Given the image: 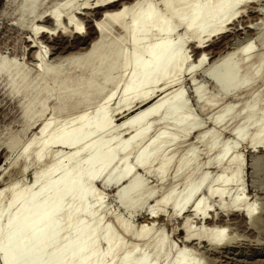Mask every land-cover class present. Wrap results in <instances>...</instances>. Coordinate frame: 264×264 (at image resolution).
<instances>
[{
  "label": "bare ground",
  "instance_id": "6f19581e",
  "mask_svg": "<svg viewBox=\"0 0 264 264\" xmlns=\"http://www.w3.org/2000/svg\"><path fill=\"white\" fill-rule=\"evenodd\" d=\"M26 2L30 12H35L36 0ZM252 2L256 1L98 0L82 7L104 11L93 22L97 37L85 52L67 56L68 64L98 80L108 79L106 74L118 70L116 89L88 112L85 107L92 101L91 95L77 101L68 98L81 86L74 81L68 92L60 94L61 121H41L45 102L54 97L46 77L37 91L35 106L30 105L27 95L19 102L23 126L9 137L6 146L16 147L19 133L23 134L25 141L18 156L24 160L20 172L25 180L20 177L7 187L0 186L1 264H195L181 257V251L174 252L162 227L149 230V226L155 228L165 220L160 212H167L168 207L172 217L181 219L185 242L225 243L227 228L214 224L216 214L209 215L212 198L221 202L222 210L229 207L256 224L261 207L258 199L251 204L245 192L236 188L238 193L225 203L227 191L223 186L231 182L239 187L245 161L241 146L246 144L252 152L264 153V8L250 11ZM75 5L69 4V9ZM250 12L256 14V20L237 23ZM38 17L42 23L33 28L35 37L65 32L64 21L74 33L85 30L71 11L63 16L57 5ZM110 26L119 31V39L110 37ZM232 29L255 32L259 44L251 42L254 38L246 39L234 58L221 56L213 62L233 58V63L222 69L223 81L243 83L226 104L222 94L205 96L208 84L199 80L198 74L207 71L209 55L205 49ZM27 41L31 58L42 64V43L35 38ZM105 43L109 44L107 50L97 54ZM91 60H97L94 69L88 65ZM10 66L7 63L2 70ZM253 81L261 84L254 92L249 88ZM187 82L201 100L199 109L188 100ZM88 88L97 90L93 85ZM134 104L141 107L130 115ZM77 110L78 116L71 117ZM120 118L123 120L118 126ZM206 120L212 122V128L205 126ZM38 121L41 123L32 133ZM198 145L205 147L204 158ZM56 146L69 151L58 154ZM204 165L219 170V174L210 177L209 171L202 172ZM119 166L117 182L121 186L133 179L134 167L144 169L157 184L170 180L183 183L181 189L165 190L157 202L158 209L147 215V224L137 233L129 220L112 213V208L108 210L95 188ZM144 190L143 182L135 192ZM122 194L127 202L133 192L127 188ZM193 218L212 224L196 230Z\"/></svg>",
  "mask_w": 264,
  "mask_h": 264
},
{
  "label": "rangeland",
  "instance_id": "374dc122",
  "mask_svg": "<svg viewBox=\"0 0 264 264\" xmlns=\"http://www.w3.org/2000/svg\"><path fill=\"white\" fill-rule=\"evenodd\" d=\"M96 1L98 0H36L38 4L35 9L36 11L30 12L31 8L26 0H0V72L2 74L0 76V186L5 185L7 187L8 184H13L16 179L20 180V177L21 181L25 180V176L20 172L24 160H20L18 156L22 144L25 141L23 134L19 133L16 147L8 149L6 142L11 135L20 132L19 130L23 126L20 108H18L19 102L27 95L31 100L30 105L35 106L38 102L36 94L41 85H43L41 81L44 77H46L45 80L48 79L51 81L50 86L54 97L45 102V112L41 121L47 118L58 121L64 119L63 114L58 112L59 104L63 101L60 94L65 91L68 92V87L74 81H77L81 86L76 92L71 93L68 98L71 101H77L83 99L87 95H91L93 99L87 104L86 107L88 108L85 107V110H88V112L92 111V108L112 92L113 89H116V79L119 78L120 75L118 70L106 74L109 77L108 79L98 80L96 76H90V74H83L81 71L74 70L69 66L67 61V56L78 54V52H85L89 48L91 42L97 37L93 22L101 18L104 8L92 10L82 9L87 2L95 3ZM254 1L256 2L251 3L252 6L250 11L264 8V0ZM75 3L76 7L70 10L69 4ZM56 5L60 8L63 16H66L68 12L71 11L77 19L83 22L85 27L83 34L74 33L72 27L67 25L64 21L63 26L67 28L65 32L57 31L54 35L47 36L39 34L35 37L33 35V28L36 25H40L42 23L41 20L44 19V16L41 20L38 16ZM250 19L256 20V14L250 12L244 17H241L240 22L237 23L243 25ZM108 33L113 39L120 38L118 35L119 31L111 26L108 29ZM262 34L264 35V33ZM28 38L31 40L35 38L42 43L43 47L40 53L42 64H37L31 58L30 43L27 41ZM249 38H254L251 42H254L255 46H258L259 38L257 34L255 35V32L233 30L217 37L205 49V52L209 55L206 62L208 67H206L207 71L205 70L206 72L198 74V77L200 78L199 80H204L208 84V87L204 91L206 97L209 96V94H222L224 102L226 104L230 102V95L243 83L240 84L235 80L225 82L223 81L221 72L223 68L227 69L229 65L233 63V58L236 55L235 52H237V49L243 44L242 41ZM108 46L109 44L105 43L103 45V50H98L97 54L104 53ZM229 56L233 58L232 60L227 59L228 62H225L226 60H221L217 61V63H213L220 57L225 59ZM192 59V62L195 63L197 59L196 50L193 51ZM7 63L12 64V66L2 70ZM88 65L94 69L97 67V60H91ZM253 83L249 86L252 92L256 91V89L261 86V84L256 81H253ZM22 85H24V87L19 90ZM90 85L96 86L97 90L93 92L90 91L88 88ZM191 85L190 82H187L188 92L190 94L188 100L194 107L199 109L201 100L194 87ZM134 105L130 115L139 111L138 109L141 107L140 105ZM85 110L84 112H87ZM78 113V110L72 112L71 117L78 116ZM202 116L205 117L206 115ZM122 120L123 118L117 120L118 126L121 125ZM41 121L36 122L32 129V133H36ZM156 125L157 120H154L152 127L155 128ZM205 126L212 128L213 124L211 121L206 120ZM225 135L226 134L223 136ZM192 141L193 140H190V142ZM59 147L60 146L55 147L54 151L56 150V153L59 152L61 154V150H63V152L65 151L64 153L69 151L68 149L64 150V148ZM64 153H62V155ZM199 153L200 156L204 158V146H199ZM240 153L244 156L245 161L242 167V177L239 181V187H233L231 182L225 183L223 186L227 191V197L224 202L228 203L230 198L239 191L245 192L244 194L251 204L258 199L257 202L259 203H257V205L261 207L259 206V213L255 217L258 219L256 224H254V222L253 225L250 221L243 219V216H241L238 211L229 207L225 208L226 210H222L221 202L212 198L209 200V206L212 209L209 215L213 216L216 214L217 217H215L214 224L218 227L224 226L227 228V242L225 243L211 244L196 240H194L193 243L185 242L186 230L181 226V219L177 220L172 217L171 208L168 207L166 208L167 212L165 210L160 212L165 215V220L161 221L160 224L158 223L159 225H155V228L149 226V230L162 227L163 236L168 240L174 252L181 251L179 252L181 254L180 256L185 260L193 261L195 264H264V153L252 152L247 148L246 144L241 146ZM131 160L132 158L130 162ZM34 166L35 165L32 166L33 169L36 168V166ZM203 170L209 171L211 173L210 177L220 172L206 165L202 168V172ZM133 171V179L131 181H125L121 186L117 182V178L121 173V167L119 166L115 168L109 178L103 181L100 180L96 183L95 188L98 193L103 195L106 203L105 206L107 208L109 206L108 210L112 208V213L117 214L122 220H129L130 226L134 232L137 233L141 230L143 224H147V215L151 213V211L158 209L157 202L162 197L165 190L174 187L181 189L183 188V183L182 181L170 180L165 183L157 184L156 179L146 174L144 169L139 167L135 169L134 167ZM22 176L24 179H22ZM10 181L11 183H8ZM143 182L146 191L144 190L143 193L142 191L136 193L135 191L142 186ZM127 188L128 191H132L133 194L130 195L127 202H124L122 192ZM236 188L241 190H238L236 193ZM206 190L207 189L204 188L203 192ZM7 198L8 197H6L5 203L8 201ZM132 200H134V203L131 202ZM108 218L109 217L105 218V222H108ZM64 224L65 222H62V226ZM211 224L210 221L201 222L198 219H192V226L196 228V230H203V227L208 228ZM1 259L2 255L0 253V264Z\"/></svg>",
  "mask_w": 264,
  "mask_h": 264
}]
</instances>
